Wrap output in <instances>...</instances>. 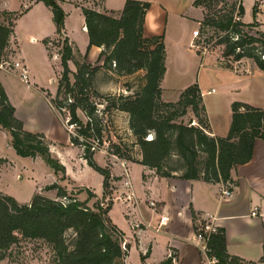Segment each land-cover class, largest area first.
I'll return each mask as SVG.
<instances>
[{
  "label": "trees",
  "instance_id": "16d2710c",
  "mask_svg": "<svg viewBox=\"0 0 264 264\" xmlns=\"http://www.w3.org/2000/svg\"><path fill=\"white\" fill-rule=\"evenodd\" d=\"M35 1L42 2L50 9L57 34L61 37L65 13L59 0ZM208 1L195 0L193 5L204 11L208 9ZM259 6L260 2L255 0L254 21L251 24L241 21L244 15L241 0H237L224 17L209 18L203 14L200 28L223 33L219 44L224 46L222 58L228 61L227 64L219 63L220 67L230 69L232 63L248 59L264 71V31L253 32L260 26L255 20ZM149 8L148 2L126 0L119 15L115 16L113 12L99 13L82 7L89 40L87 50L91 47L102 49L98 58L101 65L77 62L68 40L61 39L60 80L52 104L57 111H66L69 123L77 127V136H71L70 142L83 148L82 158L103 177V197L109 194L110 171L108 167H99L93 156L104 144V114L109 111L127 114L128 128L135 146L139 148L140 159H133L125 144H111L109 155L139 163L165 178L176 176L211 184L232 183L231 170L248 163L255 140H264V111L240 102L231 105V124L227 136H210L197 84L185 88L176 102L162 101L164 37L145 34V15ZM2 16L6 23H0V64L10 45L15 20L10 12H2ZM47 42L45 40L43 43L47 45ZM71 61L76 66L75 72L68 67ZM100 70L118 77L143 72L141 84L127 86L125 93L117 96L102 95L92 91L94 76ZM70 76H73V82ZM98 98H102L103 102L92 100ZM78 111L86 118L84 125L78 119ZM189 111L198 127L178 121ZM14 112L0 84V127L10 133L16 155L32 159L40 157L55 173L63 174L64 167L51 156L45 137L25 131ZM46 189L56 190V199L37 193L29 203L20 204L0 193V261L11 246L24 239L45 242L55 253L58 264H125L128 246L124 244L123 233L109 220V200L106 204L99 201L89 207L87 201L71 198L57 184ZM87 195L89 199L95 197L89 191ZM68 231L74 233L70 241L66 237ZM206 248L208 257L215 258L216 264H239L242 261L228 255L222 229H216L215 233L209 235Z\"/></svg>",
  "mask_w": 264,
  "mask_h": 264
},
{
  "label": "crops",
  "instance_id": "0c3cea01",
  "mask_svg": "<svg viewBox=\"0 0 264 264\" xmlns=\"http://www.w3.org/2000/svg\"><path fill=\"white\" fill-rule=\"evenodd\" d=\"M125 1L103 0L95 3L90 0H59L65 13L63 33L75 51L76 58L79 57L90 65H101L98 58L102 49L91 47L87 50L89 40L82 7H89L99 13L113 12L118 16ZM138 1L150 3L145 15V34L164 37L162 101L176 102L183 91H177L178 97L174 101L163 98L169 66L174 65L180 67L177 71L179 75L194 70L199 74L200 68L204 70V75L200 78L197 75L194 84H197L201 92L210 136H227L231 124V105L234 102L264 111V71L258 69L251 60L234 62L228 69L220 67L211 58L200 59L194 52L192 32L199 28L203 19L202 8L193 5L195 0ZM246 1L241 0L244 9L241 21L251 24L255 0H249L251 22L244 19ZM0 11L16 13L10 45L15 47L16 60L24 63L29 77V84H25L16 73L0 68V84L15 109V118L22 123L25 131L42 134L51 156L64 167V173L60 175H56L48 167L55 173L51 182H56L67 192L75 187L81 188L83 193L79 194L80 202L87 201L84 194L87 191L95 196L92 200L101 199L104 192L103 177L87 165L82 158L81 147L70 142V135L61 125L59 114L53 107L57 83L53 89L46 87L34 69L33 57L22 49L24 43L38 46L41 51L38 64L47 71L57 61L60 74V61L49 56L47 45L43 43L58 36L50 9L35 0H0ZM255 20L259 27L264 28V0ZM73 64L72 61L68 63L71 72H75ZM16 80L24 85L27 92L19 94L15 91L13 83ZM216 87L220 95L208 103L205 98L216 93ZM188 114H191L192 125L196 126L193 114ZM0 134L6 136L7 147L12 148L10 133L0 127ZM13 153L15 156H12ZM96 154L98 153L94 154L93 159L97 164ZM17 157L19 156L13 148L9 158L0 155V159L12 162ZM110 158L109 163V158L105 159L103 156V163L97 165L101 168L108 167L110 171L109 194L105 197L111 202L108 217L123 233L124 244L128 246L125 264H164L169 248L176 252L179 264H205L203 244L195 241V227L204 216H210L213 226L224 231L228 255L247 262H258L263 257L264 140H255L248 163L231 170L232 183L229 186L200 180H183L176 176L160 177L154 170L139 163L117 159L111 155ZM25 159H30L32 163L42 160L40 157ZM126 183L129 187L125 186ZM226 188L232 192L228 198L222 195ZM37 193L41 194L39 189ZM91 203L87 201L89 207ZM150 203L155 206L151 207ZM161 218H167L164 224L160 223Z\"/></svg>",
  "mask_w": 264,
  "mask_h": 264
},
{
  "label": "rangeland",
  "instance_id": "374dc122",
  "mask_svg": "<svg viewBox=\"0 0 264 264\" xmlns=\"http://www.w3.org/2000/svg\"><path fill=\"white\" fill-rule=\"evenodd\" d=\"M92 2H100V0H90ZM260 4L262 3V0H258ZM237 0H209L206 3V6L208 9H204L203 14H207L209 18H215V17H224L226 16L234 4H236ZM246 7V15H245V21L251 22L252 20V13H251V7L249 6V0L246 1L245 4ZM2 12L7 11H0V23L5 22L4 17L2 16ZM12 13V12H10ZM14 16L12 18H16V13H13ZM254 21V19H253ZM193 25H191V28ZM199 31V36L194 39V43L192 45V48L194 52L197 54V56L200 59H204L206 57L211 58V60H214L217 65H220L219 63H226L227 59H223V51L224 46L219 44V41L221 40L223 33L213 30V29H202L199 28L196 29ZM256 30H262L264 31L263 27H258L257 29H254L253 32H256ZM61 37L58 35L55 39L48 41V43H51V47L47 48L49 51V56L52 58L54 55H56V58L60 61V52L62 50V42ZM22 49L26 51L31 57L34 59V69L37 71V73L40 75L41 80L43 81L44 85L48 88L53 89L55 87V84L59 83L60 80V74H59V67L56 62L52 63L51 69H48L47 71H44L42 67L38 64V58L40 57V49L38 46H30L24 43L22 46ZM16 50L14 46L9 45L8 49L5 51L4 57H3V63H7L8 65H11L16 60ZM53 59V58H52ZM55 60V59H54ZM77 62H81L82 59L77 57ZM8 65H4L3 68L6 69ZM96 64L92 65L95 66ZM72 68L76 70L75 64H73ZM180 67L170 65L169 66V77L168 82L164 86V100L166 101H174L178 97V92L182 89L184 90L190 85H193L196 81L197 75L200 78L202 75V72L204 71L202 68L199 70V74H197L196 70L189 73H184L183 75L178 74V70ZM9 71V66L8 69ZM61 72V71H60ZM15 73V72H14ZM16 75L19 77V75L16 73ZM143 75V72H139L136 75L133 76H121L118 77L116 75H113L111 73H108L105 70L98 71L93 79L92 84V91H97L102 95H120L124 94L127 86L134 87L139 86L141 84V77ZM50 81L48 82V79ZM70 81L73 82V76H70ZM14 89L16 92L24 93L27 92V89L22 85L19 81H15L14 83ZM216 93H214L211 97H206V101L209 103L213 100H215L219 95L220 91L218 87L215 88ZM135 90V89H134ZM56 95V94H55ZM55 98V97H54ZM61 98H63V95L61 94ZM97 103H102L103 99H92ZM59 114L61 125L64 126L66 132L72 136L71 133L68 131L69 123H67L68 120V114L66 111H57ZM190 112V111H189ZM188 112V113H189ZM181 119H179V122H182L185 125H192L191 122V114H188ZM78 119L82 125L85 124L86 118L84 115L78 111L77 112ZM104 119L106 120V131L103 136L104 144L103 146L96 150V162L97 164L103 163V156L104 158H109L110 163V147L111 144H125L127 149L131 152V155L133 159H137L139 155V148L135 146L134 144V138L131 135V132L128 128V116L125 113L121 112H114L109 111V113L104 114ZM197 122H196V126ZM77 127H73L71 129L72 133H76ZM10 140V136L7 135ZM12 141V138H11ZM7 139L6 136L0 134V155H3L5 157H10V152L12 151V148L9 146L7 147ZM82 154H83V148ZM125 153L126 151L123 150ZM12 156H15L13 153ZM15 166V168L11 169V167ZM18 169H20L18 171ZM18 171V172H16ZM54 172H52L46 164L40 160L39 162L33 161L31 162L30 159H25L21 157H17V160L15 162L9 161L7 159H0V193L9 197H12L15 201H17L20 204L29 203L32 199V197L37 193V189L40 190L42 196L47 197L49 199H56V190H48L47 187L51 186L52 184H56V182H51L54 179ZM56 175H60V173H56ZM177 175H180L177 173ZM91 183L93 184V180L90 179ZM83 193V190L79 187H75L70 189L68 192V195L71 198L80 199L79 194ZM85 194V198H88L87 194ZM52 197V198H50ZM88 203L91 201L92 205L96 202H104V204L107 203V199L105 197H102L98 200H92L91 198L87 199ZM67 239L70 241L74 237V233L72 231H68L66 234ZM0 264H58V260L55 256V253L53 252L52 248L47 245L45 242L40 240H24L20 239L15 245L11 246L9 250L4 255L3 260L0 261Z\"/></svg>",
  "mask_w": 264,
  "mask_h": 264
},
{
  "label": "built area",
  "instance_id": "2783aa9c",
  "mask_svg": "<svg viewBox=\"0 0 264 264\" xmlns=\"http://www.w3.org/2000/svg\"><path fill=\"white\" fill-rule=\"evenodd\" d=\"M192 36L194 39L197 38L199 36V31L194 30L192 32ZM51 46H52L51 43L47 44V48H50ZM52 58L56 59V55H54ZM4 65H8V64L2 63L0 64V68H3ZM8 66H9V71L17 73L19 75L20 80L23 83L29 84L28 71L23 62L15 60L11 65H8ZM8 66L6 67V69H8ZM67 123H69V118L67 120ZM73 127H75V125L69 123L68 131L71 133L73 137H76L77 136L76 133L71 132V129H73ZM150 138L151 137H149V139ZM94 148L95 146H93L92 149ZM227 185L229 186V184ZM125 186L129 187L128 183H126ZM231 194L232 192L228 188L224 189L222 192V195H224L227 198L230 197ZM150 206L154 207L155 204L150 203ZM252 215L254 216L255 213H252ZM211 219L212 218L210 216H204L198 220L197 225L195 227V241L203 244L202 253H203L205 264H216L217 263V260L215 258L208 257L207 255L208 249L206 248V243L208 241L209 235L216 232V228L213 226ZM166 220L167 218H161L160 223L164 224ZM165 264H179L177 254L171 248H169L165 254ZM239 264H264V257L262 260L258 262H247V261L242 260Z\"/></svg>",
  "mask_w": 264,
  "mask_h": 264
},
{
  "label": "water",
  "instance_id": "95a60500",
  "mask_svg": "<svg viewBox=\"0 0 264 264\" xmlns=\"http://www.w3.org/2000/svg\"><path fill=\"white\" fill-rule=\"evenodd\" d=\"M61 38L63 39V38H65V36H64V33L62 32V34H61Z\"/></svg>",
  "mask_w": 264,
  "mask_h": 264
}]
</instances>
